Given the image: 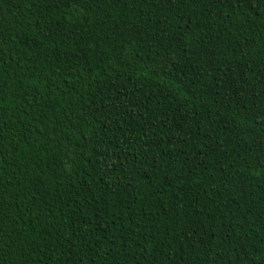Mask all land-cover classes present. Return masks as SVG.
Instances as JSON below:
<instances>
[{
    "label": "trees",
    "instance_id": "obj_1",
    "mask_svg": "<svg viewBox=\"0 0 264 264\" xmlns=\"http://www.w3.org/2000/svg\"><path fill=\"white\" fill-rule=\"evenodd\" d=\"M0 264H264V0H0Z\"/></svg>",
    "mask_w": 264,
    "mask_h": 264
}]
</instances>
